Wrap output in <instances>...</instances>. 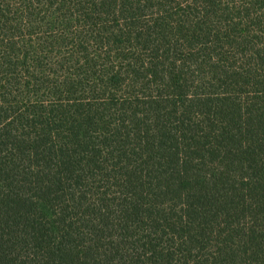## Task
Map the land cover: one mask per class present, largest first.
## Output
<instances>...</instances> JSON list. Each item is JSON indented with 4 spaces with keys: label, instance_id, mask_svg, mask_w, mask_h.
I'll return each instance as SVG.
<instances>
[{
    "label": "trees",
    "instance_id": "obj_1",
    "mask_svg": "<svg viewBox=\"0 0 264 264\" xmlns=\"http://www.w3.org/2000/svg\"><path fill=\"white\" fill-rule=\"evenodd\" d=\"M0 264H264V0H0Z\"/></svg>",
    "mask_w": 264,
    "mask_h": 264
}]
</instances>
